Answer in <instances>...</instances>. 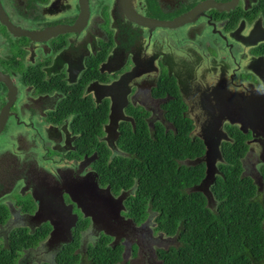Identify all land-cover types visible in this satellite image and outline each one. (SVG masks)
Returning a JSON list of instances; mask_svg holds the SVG:
<instances>
[{
  "label": "flooded vegetation",
  "instance_id": "flooded-vegetation-1",
  "mask_svg": "<svg viewBox=\"0 0 264 264\" xmlns=\"http://www.w3.org/2000/svg\"><path fill=\"white\" fill-rule=\"evenodd\" d=\"M181 166L211 209L229 173L264 209V0H0V253L87 264L102 241L147 264L176 234L139 189Z\"/></svg>",
  "mask_w": 264,
  "mask_h": 264
},
{
  "label": "trees",
  "instance_id": "trees-1",
  "mask_svg": "<svg viewBox=\"0 0 264 264\" xmlns=\"http://www.w3.org/2000/svg\"><path fill=\"white\" fill-rule=\"evenodd\" d=\"M165 176L167 182L142 186L138 194L154 195L152 206L160 210L157 228L176 234L180 241L178 247L162 253L166 264H264V209L259 203L248 201L254 188L239 183L229 173L226 182L218 181L216 195L220 203L213 210L201 193L184 190L192 184L186 167L181 166L172 180ZM132 214L139 221L144 219L145 206L133 208ZM15 245L26 244L20 239ZM121 252V246L112 249L106 242L98 241L88 247L87 264H122ZM77 256L67 251L60 257L63 264H77ZM0 264H14V248L12 252L0 253Z\"/></svg>",
  "mask_w": 264,
  "mask_h": 264
},
{
  "label": "rangeland",
  "instance_id": "rangeland-1",
  "mask_svg": "<svg viewBox=\"0 0 264 264\" xmlns=\"http://www.w3.org/2000/svg\"><path fill=\"white\" fill-rule=\"evenodd\" d=\"M211 202L213 203V201L211 200ZM131 243H132V239L128 238V241L125 245V257L124 260L129 261L131 259L132 256V247H131ZM154 249H156V247H158L159 245L162 246H167V245H173L176 246L179 244L178 239L176 238V236L173 237H162V242L160 243L159 241H157V243H154ZM150 245L147 244H143V249L141 251V253H139V260H143L145 257L147 258V264H153L154 263V256L152 255L150 250H154ZM47 248H42L41 250L37 251L39 256H46L47 254ZM155 257L157 258V254H154ZM49 255L47 254V257ZM138 262V261H137Z\"/></svg>",
  "mask_w": 264,
  "mask_h": 264
},
{
  "label": "water",
  "instance_id": "water-1",
  "mask_svg": "<svg viewBox=\"0 0 264 264\" xmlns=\"http://www.w3.org/2000/svg\"><path fill=\"white\" fill-rule=\"evenodd\" d=\"M213 176L215 177V173ZM213 176L211 177L212 179H213ZM207 178H209V174H207L205 181H204V183H206V184L209 183ZM202 187L203 186L201 185L198 188L201 189ZM83 212H85V211H83ZM85 215L88 216V215H90V213L85 212ZM58 216L59 217H58L57 221L52 220V223H53V229L51 231L52 236H59V234L66 229L67 224H68L67 221H65V217L63 216L62 213L58 214ZM77 217H78V215L74 214V221L77 220ZM263 228H264V224H263ZM176 238H177V236H176Z\"/></svg>",
  "mask_w": 264,
  "mask_h": 264
}]
</instances>
